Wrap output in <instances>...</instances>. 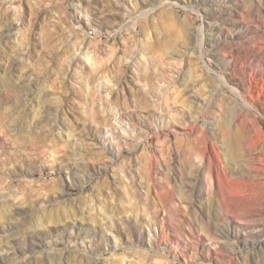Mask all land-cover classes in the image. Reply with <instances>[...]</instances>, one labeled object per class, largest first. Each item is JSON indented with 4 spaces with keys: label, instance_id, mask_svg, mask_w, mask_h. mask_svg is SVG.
<instances>
[{
    "label": "rangeland",
    "instance_id": "rangeland-1",
    "mask_svg": "<svg viewBox=\"0 0 264 264\" xmlns=\"http://www.w3.org/2000/svg\"><path fill=\"white\" fill-rule=\"evenodd\" d=\"M0 264H264V0H0Z\"/></svg>",
    "mask_w": 264,
    "mask_h": 264
},
{
    "label": "bare ground",
    "instance_id": "bare-ground-1",
    "mask_svg": "<svg viewBox=\"0 0 264 264\" xmlns=\"http://www.w3.org/2000/svg\"><path fill=\"white\" fill-rule=\"evenodd\" d=\"M207 149V148H206ZM209 149V148H208ZM211 149H213L214 150V148L212 147ZM206 152H205V154L206 155H208V157H209V161H210V163L212 164V155L210 154V152H211V150L209 149V150H205ZM214 152H215V154H216V150H214ZM216 155H218V154H216ZM215 156V155H214ZM216 157H219V156H216ZM215 159V158H214ZM217 159H219V158H217ZM215 161V160H214ZM220 161V160H219ZM209 163V165H211ZM216 165V164H215ZM218 168V167H217ZM217 171V170H216Z\"/></svg>",
    "mask_w": 264,
    "mask_h": 264
}]
</instances>
